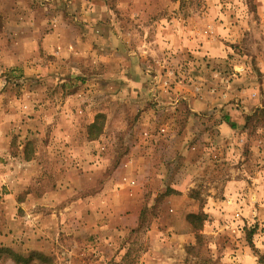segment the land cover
Returning a JSON list of instances; mask_svg holds the SVG:
<instances>
[{"label":"rangeland","instance_id":"obj_1","mask_svg":"<svg viewBox=\"0 0 264 264\" xmlns=\"http://www.w3.org/2000/svg\"><path fill=\"white\" fill-rule=\"evenodd\" d=\"M0 264H264V0H0Z\"/></svg>","mask_w":264,"mask_h":264},{"label":"crops","instance_id":"obj_2","mask_svg":"<svg viewBox=\"0 0 264 264\" xmlns=\"http://www.w3.org/2000/svg\"><path fill=\"white\" fill-rule=\"evenodd\" d=\"M94 6H95V5H94ZM94 10H95L94 12H97L96 15L99 14L100 17H102L101 20L104 21L105 19H107V15H105V14L103 15V14H102L103 12L105 13V11H106L105 8L102 7V5H100V6H97V5H96V6L94 7ZM100 13H101V14H100ZM102 15H103V16H102ZM53 195H54V193L46 195V196H45V197H46L45 200H46V201H47V200H53V198L56 196V194H55L54 197H52ZM79 202H81V201H79Z\"/></svg>","mask_w":264,"mask_h":264},{"label":"trees","instance_id":"obj_3","mask_svg":"<svg viewBox=\"0 0 264 264\" xmlns=\"http://www.w3.org/2000/svg\"><path fill=\"white\" fill-rule=\"evenodd\" d=\"M195 218L197 219V216H195ZM192 226L195 228L194 224L192 223Z\"/></svg>","mask_w":264,"mask_h":264}]
</instances>
